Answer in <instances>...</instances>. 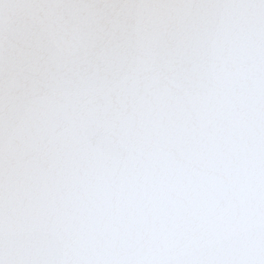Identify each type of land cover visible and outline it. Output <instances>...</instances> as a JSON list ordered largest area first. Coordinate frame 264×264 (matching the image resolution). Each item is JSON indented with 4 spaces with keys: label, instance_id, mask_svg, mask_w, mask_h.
<instances>
[{
    "label": "snow or ice",
    "instance_id": "snow-or-ice-1",
    "mask_svg": "<svg viewBox=\"0 0 264 264\" xmlns=\"http://www.w3.org/2000/svg\"><path fill=\"white\" fill-rule=\"evenodd\" d=\"M0 264H264V0H0Z\"/></svg>",
    "mask_w": 264,
    "mask_h": 264
}]
</instances>
